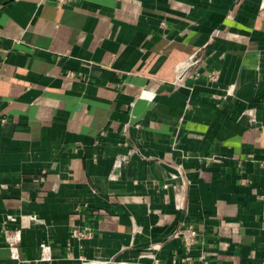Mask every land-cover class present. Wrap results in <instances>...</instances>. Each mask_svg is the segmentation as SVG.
Listing matches in <instances>:
<instances>
[{
	"label": "crops",
	"instance_id": "crops-1",
	"mask_svg": "<svg viewBox=\"0 0 264 264\" xmlns=\"http://www.w3.org/2000/svg\"><path fill=\"white\" fill-rule=\"evenodd\" d=\"M0 29V264H180L188 224L264 264V0H0Z\"/></svg>",
	"mask_w": 264,
	"mask_h": 264
},
{
	"label": "built area",
	"instance_id": "built-area-1",
	"mask_svg": "<svg viewBox=\"0 0 264 264\" xmlns=\"http://www.w3.org/2000/svg\"><path fill=\"white\" fill-rule=\"evenodd\" d=\"M56 6L62 7L66 3L70 2L71 0H54ZM1 39H2V31L0 29V47H1ZM67 77L74 78L77 76V74L74 73H67ZM181 78L178 77L175 82H172V85H179ZM261 167H264V163L260 164ZM118 170V165L114 166L113 168V175L115 174V171ZM115 177V176H114ZM10 220H14L10 218ZM2 238L5 246L7 247L10 259L13 261H18L19 257V242H20V232L17 230H10L6 228L5 226L2 227ZM181 241L182 247L184 249L185 254L181 256L178 259V262L180 264H209V260L204 254H199L196 259H194L190 253L192 249L198 245L200 233L199 231L191 224L182 226L180 230L177 231L175 234ZM92 236V231L89 228H83L82 230L78 228H73L70 232V237L72 239L81 240V239H89ZM48 250L47 247L43 248V252H46ZM155 264H158L157 260H154Z\"/></svg>",
	"mask_w": 264,
	"mask_h": 264
}]
</instances>
